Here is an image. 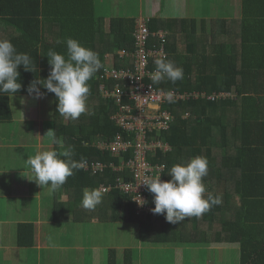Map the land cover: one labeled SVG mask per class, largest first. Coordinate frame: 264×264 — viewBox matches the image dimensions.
<instances>
[{"label":"trees","instance_id":"trees-1","mask_svg":"<svg viewBox=\"0 0 264 264\" xmlns=\"http://www.w3.org/2000/svg\"><path fill=\"white\" fill-rule=\"evenodd\" d=\"M75 1L79 4L73 10L68 7V3L66 9V0H0V39H9L17 52L28 53L35 68L34 72L25 70L22 65L19 67L22 88L16 95H30L27 89L31 82L48 77L51 65L47 53L51 49L66 55L67 38L77 39L83 46L96 52L94 42L98 21L95 18L94 0ZM42 14L44 17L40 19ZM54 16L55 22H62V28L57 33L58 38L51 42L47 38L46 25L53 22ZM70 20H73L72 24L75 21L77 23L72 29L64 26ZM155 22L149 24L152 31L158 30ZM192 23L193 28L190 30L184 28V37L177 36L174 39L169 34L166 44L167 58L183 68V79L175 83L165 80L154 85L165 90L223 91L231 92V95L214 100L190 98L169 102L166 108L173 112L175 120L169 130L161 133L160 138L173 150L168 156L160 153L156 161L167 163L162 180H170L169 172L175 164L187 163L196 156L205 157L209 170L204 183L208 191L220 197L221 203L200 217L189 218L193 222V231L189 236L193 238L198 235L199 238L201 232V237L207 238L213 229L216 242L239 245L241 264H264V38L250 33L245 18L230 20L232 28L227 27L228 21H221V31L214 36L206 27L200 30L197 21ZM248 23L252 26L251 22ZM113 26L117 40L122 36L119 47L132 51L135 21L119 18ZM90 29L92 36L88 37ZM197 33L201 35L195 36ZM196 41L202 45L201 49L196 47ZM181 42L189 44L188 51L180 50ZM101 62L103 68L89 81V114H82L84 122L81 124L75 123V120H65L57 112L55 94L48 92L42 85L38 87L44 95L53 96V135L62 137L66 145L74 146V159L100 160L119 165L130 154L114 155L98 146L101 140L110 142L120 132L111 119L118 107L113 99L104 98L100 92L99 74L104 69L102 55ZM124 62L122 60L117 67L126 66L127 62ZM150 67H156L154 62ZM258 81L263 83L259 84ZM90 104L93 105L92 112ZM187 113L189 115L185 117ZM10 120V96L0 94V122ZM171 154L175 157L174 162ZM219 157L221 164L218 166ZM119 175L120 172L110 167L98 174L83 168L70 176L66 183L70 187L98 188L102 183H113ZM109 193L125 198L130 203L134 212L131 209L129 215L139 221L141 237H152L157 222L152 221L151 216L137 214L131 199L122 192L113 190ZM236 198H239L237 204ZM150 203L155 206L154 194L151 192ZM156 216L159 218L160 214ZM186 221L183 223L186 224ZM181 223H176L175 229ZM22 231L20 227L19 242L29 245L31 240H22ZM177 232L183 239H190L188 235L186 239L182 229ZM192 238L190 241L194 240Z\"/></svg>","mask_w":264,"mask_h":264},{"label":"crops","instance_id":"crops-1","mask_svg":"<svg viewBox=\"0 0 264 264\" xmlns=\"http://www.w3.org/2000/svg\"><path fill=\"white\" fill-rule=\"evenodd\" d=\"M67 3L73 10L79 4L66 0V9ZM94 8L98 21L94 44L100 59L103 56L104 67L122 62L117 58V52L122 50L118 44L122 36L117 40L113 26L119 18L132 19L136 24L139 20H147L149 24L156 21L158 30L167 31L172 38L184 37V28H193L192 21H197L200 30L206 27L212 31L214 36L221 31V21H228L227 27L232 28L230 20L245 18L250 33L264 38V0H94ZM43 17L44 14L40 19ZM72 23L70 20L64 26L72 29L77 25L76 21ZM61 28L62 22H55L54 16L53 22L46 25L49 41L58 38ZM90 31L88 37L92 36ZM198 33L195 36L201 35ZM196 47L202 48L200 42L196 41ZM188 49L189 44L181 42L180 50ZM29 99L11 96L12 120L0 122V264H165L164 260L171 257L179 264L181 261L182 264H241L239 245L216 242L213 229L207 238H202L201 232L199 238L190 237L192 217L181 221L175 229L176 225L168 222L166 216H151L157 222L152 237H141L140 223L124 237L123 223L137 220L129 215L132 208L125 198L105 193L102 202L89 210L81 204L83 190L97 187H70L65 183L53 190L30 180L28 177L34 174L26 168V159L54 148L47 132L53 134L55 128L54 110L48 117L42 109L45 97L42 95L33 105H29ZM13 103L18 106L20 116L15 113ZM235 201L239 203V198ZM119 222L121 227L117 226ZM20 227L23 229L20 236L24 241L31 240L29 245L19 242ZM179 229L190 239H183L177 232ZM191 238L194 240L190 241ZM194 243L201 246L195 258Z\"/></svg>","mask_w":264,"mask_h":264},{"label":"clouds","instance_id":"clouds-1","mask_svg":"<svg viewBox=\"0 0 264 264\" xmlns=\"http://www.w3.org/2000/svg\"><path fill=\"white\" fill-rule=\"evenodd\" d=\"M66 44V55L51 49L48 51L50 74L47 78L33 80L27 91L38 99L44 95L38 87L42 85L48 92L55 94L58 100L57 112L65 120H77L82 114H89V81L103 68V64L97 52L83 46L77 39L69 37ZM154 64L155 71L149 77L152 84L165 80L175 83L183 79L184 70L174 61L159 57L154 60ZM21 65L25 70L35 72L28 53L17 52L11 40L0 39V94L11 97L21 90ZM167 99L169 102L173 101L172 92L167 94ZM47 134L51 136L55 147L27 157L26 168L34 174L31 178L27 177L43 188L50 186L57 190L77 170L84 168V160L74 159V146L66 145L62 137H56L50 130ZM208 170V160L203 156H196L187 163L175 164L169 172L170 180H162L160 174L144 180L142 183L154 194L153 213L164 214L168 222L176 224L189 217H200L220 204V197L208 191L204 183ZM104 194L99 188H85L82 207L95 209L102 202ZM136 200L141 205L144 203L142 199Z\"/></svg>","mask_w":264,"mask_h":264},{"label":"built area","instance_id":"built-area-1","mask_svg":"<svg viewBox=\"0 0 264 264\" xmlns=\"http://www.w3.org/2000/svg\"><path fill=\"white\" fill-rule=\"evenodd\" d=\"M133 35L134 49L117 52V58L125 60L127 65L117 67L108 64L99 74L102 96L113 99L118 107L111 119L120 128V132L110 142L101 140L98 146L114 155H130L119 165L100 160L84 161V170L98 174L110 167L113 171L120 172L121 175L113 183H102L99 189L104 193L118 190L131 199L137 214L155 216L152 211L155 206L150 203V191L142 182L157 174L162 179L168 166L165 161L156 159L160 153L166 155L173 150L172 146L160 138L161 133L169 130L175 120L173 112L166 108L169 103L167 94L172 92L173 101H186L190 98H225L231 92L208 93L157 88L149 78L155 71L150 66L156 58H167L169 33L165 30L152 31L147 20H139ZM136 199H142L144 203L141 205Z\"/></svg>","mask_w":264,"mask_h":264},{"label":"rangeland","instance_id":"rangeland-1","mask_svg":"<svg viewBox=\"0 0 264 264\" xmlns=\"http://www.w3.org/2000/svg\"><path fill=\"white\" fill-rule=\"evenodd\" d=\"M18 96V98H27V99H29L30 98V96H24V95H17ZM44 97H45V99H44V103H42L41 105H42V109H43V111H44V113H45V115H47L48 117L51 115H53V109H54V98H53V96H51V95H43ZM38 101V99L37 98H35V97H31L30 99H29V105H33L34 103H36ZM97 102H98V99L95 101V104H97ZM18 107V106H17ZM17 107L14 105V103H13V108H14V111H15V113L17 114V116H20V113L18 112L19 110L17 109ZM92 108H93V105L92 104H90V112H92ZM47 117V118H48ZM47 118H45V119H47ZM9 122V121H8ZM84 122V119H83V116L81 115L77 120H75V123H78V124H81V123H83ZM12 125H17L18 127H20V125L21 124H12ZM16 135V134H15ZM20 135V134H19ZM25 135V134H24ZM28 136H30V133H28ZM29 139V138H28ZM169 153H172V151L171 152H169ZM168 153V154H169ZM166 156H168L167 154H166ZM171 156H173L174 157V155H172L171 154ZM219 159V161H218V164L220 165V163H221V158L219 157L218 158ZM172 161L174 162L175 161V157L174 158H172ZM170 164V163H169ZM139 225V222L137 221V220H132V221H127V222H124L123 223V230H122V233H123V236L125 237L126 236V232H131V231H135L136 230V227ZM117 226H120L121 227V222H119V223H117ZM120 234V233H119ZM169 246V245H168ZM170 247V246H169ZM168 247V248H169ZM192 251H193V256H194V258L195 257H197L198 256V253L201 251V246L199 245V244H196V243H194V244H192ZM204 251H205V253H208L209 252V250H206V249H203ZM173 251V250H172ZM183 251H184V249H183ZM164 252H162V253H160V254H163ZM182 257V259L184 260V256L182 255L181 256ZM194 260V259H193ZM164 262H165V264H179V262L177 261V260H175V262L174 261H172V257L171 258H168V259H166V260H164ZM197 262V261H196ZM158 263V262H157ZM181 264H182V261H181Z\"/></svg>","mask_w":264,"mask_h":264}]
</instances>
